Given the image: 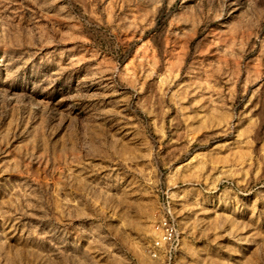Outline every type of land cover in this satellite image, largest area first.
I'll return each instance as SVG.
<instances>
[{"label": "rangeland", "instance_id": "1", "mask_svg": "<svg viewBox=\"0 0 264 264\" xmlns=\"http://www.w3.org/2000/svg\"><path fill=\"white\" fill-rule=\"evenodd\" d=\"M0 264H264V0H0Z\"/></svg>", "mask_w": 264, "mask_h": 264}, {"label": "built area", "instance_id": "2", "mask_svg": "<svg viewBox=\"0 0 264 264\" xmlns=\"http://www.w3.org/2000/svg\"><path fill=\"white\" fill-rule=\"evenodd\" d=\"M158 231L160 233V241L171 243L174 241L176 237V227L175 224L172 221L163 220L158 225ZM160 242H157V245H159Z\"/></svg>", "mask_w": 264, "mask_h": 264}]
</instances>
